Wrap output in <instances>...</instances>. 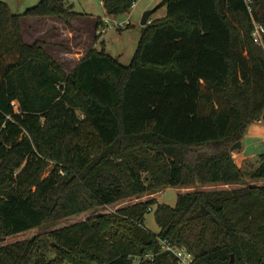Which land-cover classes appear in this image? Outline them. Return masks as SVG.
<instances>
[{
  "label": "trees",
  "instance_id": "trees-1",
  "mask_svg": "<svg viewBox=\"0 0 264 264\" xmlns=\"http://www.w3.org/2000/svg\"><path fill=\"white\" fill-rule=\"evenodd\" d=\"M102 1L116 15L136 0ZM160 6L166 15L143 27L128 65L94 48L67 73L38 40L24 41L20 15L0 0V236L168 186L239 178L227 146L204 158L195 149L237 142L264 114V46L252 37L264 0L253 17L245 0ZM76 13L39 0L25 14ZM261 156L253 176L264 178ZM49 237V261L35 235L1 245L0 264H132L149 252L143 264H177L162 241L186 247L194 264H264V185L183 192L175 205L148 198Z\"/></svg>",
  "mask_w": 264,
  "mask_h": 264
},
{
  "label": "rangeland",
  "instance_id": "rangeland-1",
  "mask_svg": "<svg viewBox=\"0 0 264 264\" xmlns=\"http://www.w3.org/2000/svg\"><path fill=\"white\" fill-rule=\"evenodd\" d=\"M1 1L7 3L12 12L20 15L24 41L32 44L38 40L53 60L58 62L67 73L71 72L79 59L94 48L98 51L104 49L105 53L117 58L120 63L128 65L140 44L144 27L141 21L144 13L156 8L162 2V0H136L129 11L114 15L106 10L102 0H65L77 12L66 18L57 15L26 16L27 9L36 5L39 0ZM166 12V6H160L152 13L150 20L162 18ZM98 18H102L105 22L106 30L102 34H99L97 29H101L104 22L102 21L97 28ZM127 20L130 23H126ZM244 131L245 134L242 135L243 137L241 136L242 139L238 140L241 141L240 147L231 149L237 141L228 145L210 144L195 149L196 156L204 158L227 146L241 169V175L233 182H213L201 187L193 185L168 186L153 192L121 199L108 205H97L87 211L62 218L58 222L45 223L40 227L17 234L2 235L0 236V246L39 235L44 240L42 247L44 258L49 261L56 256L52 249V239L49 237L50 231L54 228L80 222L104 213H112L120 207L148 198H157L160 202L175 205L178 195L183 192L198 189H249L264 185V178L253 176V171L260 164L261 155L264 153V114H261L255 122L244 128ZM55 164L56 161L50 159L49 165L43 171V176L48 175ZM145 222L152 231H159L154 212L146 215Z\"/></svg>",
  "mask_w": 264,
  "mask_h": 264
},
{
  "label": "built area",
  "instance_id": "built-area-1",
  "mask_svg": "<svg viewBox=\"0 0 264 264\" xmlns=\"http://www.w3.org/2000/svg\"><path fill=\"white\" fill-rule=\"evenodd\" d=\"M245 1L247 3L249 12L252 14L254 0H245ZM126 23H130L129 20H127ZM253 23H254V29L252 31V37L256 43L264 46V25L257 22L254 19V17H253ZM105 30H106V26L104 22V26L101 29H97V32L99 34H102L105 32ZM162 250L172 252L177 259V264H194L195 256L186 247L173 245L167 241H162ZM154 257H155L154 252H149L144 255H134L131 256L132 264H143L146 260L153 259Z\"/></svg>",
  "mask_w": 264,
  "mask_h": 264
},
{
  "label": "water",
  "instance_id": "water-1",
  "mask_svg": "<svg viewBox=\"0 0 264 264\" xmlns=\"http://www.w3.org/2000/svg\"><path fill=\"white\" fill-rule=\"evenodd\" d=\"M153 11H154V9H150V10H147V11L144 13V15H143V17H142V21H141L142 25L145 26L148 22H150V17H151V15H152ZM240 146H241V141H238L237 143H235V144L232 146L231 149H233L234 147H240Z\"/></svg>",
  "mask_w": 264,
  "mask_h": 264
},
{
  "label": "crops",
  "instance_id": "crops-1",
  "mask_svg": "<svg viewBox=\"0 0 264 264\" xmlns=\"http://www.w3.org/2000/svg\"><path fill=\"white\" fill-rule=\"evenodd\" d=\"M21 24H22V23H21ZM22 27H23V26H22ZM22 30H23V28H22ZM79 60H80V59H79ZM79 60L77 61V63L79 62ZM77 63H76V64H77ZM76 64H75V65H76Z\"/></svg>",
  "mask_w": 264,
  "mask_h": 264
}]
</instances>
